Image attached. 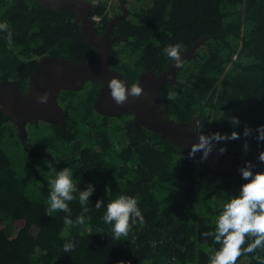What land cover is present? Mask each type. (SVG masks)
<instances>
[{
  "label": "trees",
  "instance_id": "16d2710c",
  "mask_svg": "<svg viewBox=\"0 0 264 264\" xmlns=\"http://www.w3.org/2000/svg\"><path fill=\"white\" fill-rule=\"evenodd\" d=\"M88 1L96 7L92 16L106 22L127 5L126 21L116 25L123 42L116 43L120 49L111 61L131 84L143 72L167 68L168 45L179 43L184 51L197 44L177 83L161 90L168 119L203 120L206 136L237 133L238 139L212 142L236 160L264 148L256 139V129L264 125V0H116L112 10L108 0ZM4 21L13 43L9 46L7 33L0 32V81L26 90L47 56L97 61L98 50L85 44L75 12L38 0H0ZM90 87L64 91L71 97H61L69 103L65 123L40 124V133L34 127L38 135L30 132L28 143L0 109V264H210L220 245L205 234L215 231L223 203L247 181L232 174L209 180L198 152L190 156L191 150L159 132L126 128V116L98 114L93 101L99 86ZM169 91L177 94L174 100L167 99ZM233 116L238 124L231 123ZM245 127L252 130L249 136ZM65 167L72 169L79 190L94 186L84 224L75 223L82 213L78 193L69 202L72 226L64 223L68 213L45 214L48 179ZM259 171L264 165L253 172ZM120 195L138 199L144 220L116 240L103 215ZM97 200L103 201L99 209ZM68 240L75 249L65 253ZM256 256L264 257V251L241 256L238 264H257Z\"/></svg>",
  "mask_w": 264,
  "mask_h": 264
},
{
  "label": "water",
  "instance_id": "95a60500",
  "mask_svg": "<svg viewBox=\"0 0 264 264\" xmlns=\"http://www.w3.org/2000/svg\"><path fill=\"white\" fill-rule=\"evenodd\" d=\"M45 7H52L59 11L67 9L74 11L78 26L88 44L98 48L99 60L97 64L80 63L68 60L64 57L47 56L42 58L30 77L27 91L10 80L0 81V108L11 118L18 127L19 134L23 136L24 125L27 123L64 122L65 111L58 103L57 95L60 90H79L86 81L100 84L101 89L95 104V111L103 116L116 117L130 114L133 116L132 126L144 127L159 132L163 138H170L176 145L189 146L198 142L199 132L205 135V124L197 119L188 122H176L166 116L164 104L160 93L167 84L177 83V73L181 67H176L175 62L167 71L159 74L147 72L143 74L138 84L149 94L151 107L148 100L140 98L133 100L124 106L116 105L110 98L108 81L115 77L131 87L128 81L118 72L110 70L109 43L95 35L94 22L89 19V14L95 11V7L87 0H39ZM126 13V11H125ZM197 44L191 51L181 52L182 61L194 56ZM48 92V102L38 104L36 96ZM199 124L202 128L199 129ZM213 145L212 151L204 158L212 175L217 176L227 173H239L238 169L245 166V162H251L255 167L264 164L257 157L263 149L252 152L243 162L232 161L224 151ZM203 156L202 151H197ZM254 167V168H255ZM252 169L254 171L255 169Z\"/></svg>",
  "mask_w": 264,
  "mask_h": 264
},
{
  "label": "clouds",
  "instance_id": "9594fccd",
  "mask_svg": "<svg viewBox=\"0 0 264 264\" xmlns=\"http://www.w3.org/2000/svg\"><path fill=\"white\" fill-rule=\"evenodd\" d=\"M0 32L7 33V43L11 46L13 43L12 31L7 21L0 22ZM163 51L169 60L175 62L176 67L183 65L179 43L168 45ZM108 88L110 98L118 106L128 104L130 97L133 100L143 97L148 100V105L151 107L152 101L148 98L149 94L138 83H133L131 87H128L123 80L113 77L108 81ZM176 95L175 92L169 91L167 99L174 100ZM48 96V92L37 95L36 102L46 104ZM231 123L238 124V118L231 117ZM251 132L250 128L245 127L243 134L249 136ZM256 132V139L264 141V125L259 126ZM238 138L239 135L235 132H232L230 136H222L219 133L206 136L199 132L198 142L192 145L189 155L193 156L197 151H202V159H204L212 151L213 141ZM243 147L245 151L248 150L247 142ZM219 151L222 154L226 149L220 148ZM257 159L264 163V151L259 152ZM254 167L255 165L246 161L245 166L238 169L241 178L247 182L240 186L238 195L223 203L219 215L215 218V231L205 234L213 236L215 243L220 245L218 250H213L210 264H238V259L241 256L255 253L257 249L264 251V171L254 173L252 171ZM48 184L50 192L45 214L51 217L58 211L68 213L69 215L64 218V223L72 226L74 222L69 218L71 215L69 202L76 199L74 194L78 193L82 213L77 216L75 223L84 224L83 213L89 211L87 205L94 186L89 184L85 190H79L73 179V171L69 167L55 171L54 178H49ZM102 204L103 201L97 200L95 207L99 209ZM137 220L140 223H143L144 220L138 207V199L128 195H120L109 202L103 215V221L112 226L113 238L116 240L127 237ZM74 249V241L68 240L63 245L65 253ZM255 259L257 264H264V257L256 256Z\"/></svg>",
  "mask_w": 264,
  "mask_h": 264
},
{
  "label": "flooded vegetation",
  "instance_id": "af4514ba",
  "mask_svg": "<svg viewBox=\"0 0 264 264\" xmlns=\"http://www.w3.org/2000/svg\"><path fill=\"white\" fill-rule=\"evenodd\" d=\"M39 1V0H38ZM88 1V0H87ZM89 2V1H88ZM41 3V2H40ZM90 3V2H89ZM42 4V3H41ZM93 5V4H92ZM94 6V5H93ZM95 7V6H94ZM120 8H121V10L120 11H118L117 12V14H115V15H112V14H110V15H108V17H107V22L105 21V19H103L104 17H94V16H92V13H90L89 14V19L92 21V22H94V28H95V35L98 37V38H100V39H105V41H112L111 43H109V48H110V62H111V64H110V70H112V71H116V72H118V73H120L127 81H128V83H129V85L131 86L132 84L130 83V81H129V79L126 77V76H124L121 72H119L118 70H115L114 68H113V66H112V61H111V56L112 55H114L115 54V52L116 51H118V49H120L119 47H117L116 46V43L117 42H123V37H122V35H121V33L119 32V29L118 28H116V25L119 23V22H124V21H126V18H127V16H128V13H127V11H126V7L124 6V4H121L120 5ZM55 10V9H54ZM63 10V9H62ZM60 11V10H59ZM70 11V10H69ZM95 11H96V7H95ZM125 11H126V13H125ZM71 12H74V11H71ZM75 18H76V23H77V25H78V21H77V17H76V14H75ZM79 27V26H78ZM80 29V28H79ZM80 33H81V30H80ZM81 35H82V33H81ZM82 37H83V39H84V42H85V44L86 45H88V46H92L93 48H95L93 45H91V44H88L87 42H86V40H85V38H84V36L82 35ZM194 46V45H193ZM193 46L191 47V48H188L187 50H184V51H181V52H187V51H191L192 49H193ZM97 50H98V48H96ZM180 52V53H181ZM194 57V56H193ZM193 57H189V59H186V60H190L191 58H193ZM98 60H99V52H98V58H97V61L95 62V63H91V62H89V61H85V62H83V63H91V64H97V62H98ZM40 61V60H39ZM72 61V60H71ZM185 61V59L183 60V62ZM74 62H76V61H74ZM39 63V62H38ZM174 63V61H171L170 63H169V65L167 66V68L165 69V70H163V71H160V72H158V73H155L154 72V70H148V71H146V72H143V73H141L140 74V76H139V78H138V80H137V82L136 83H138V81H139V79H140V77L143 75V74H145V73H147V72H153L154 74H159V73H161V72H164V71H167L168 69H169V67L172 65ZM38 66V65H37ZM36 69V68H35ZM35 69H34V71H35ZM181 69V68H180ZM33 71V72H34ZM32 75V74H31ZM31 75H30V77H31ZM13 82V81H12ZM29 82H30V78H29ZM29 82H28V85H27V89H28V86H29ZM16 84V83H15ZM92 84H95V85H98L99 87L96 89V91H95V93H94V101H93V106H94V109H95V104H96V101H97V97H98V95H99V92H100V89H101V86H100V84H96V83H93V82H88V81H86L85 83H84V85H83V87L81 88V89H83V88H85V87H89L90 88V90H91V85ZM17 85V84H16ZM20 87V86H19ZM21 88V87H20ZM23 89V88H22ZM27 89L26 90H24V91H27ZM81 89H79V90H81ZM79 90H60L59 91V93H58V95H57V100H58V103H59V105L61 106V108L63 109V111H65V113H66V116H65V118H64V122L63 123H61V122H57V123H55V124H58V123H61V124H64L65 123V120L67 119V117H69V114H68V112H67V109H66V107H67V105L69 106V103L68 102H64V104L62 103V100H61V97L62 96H64L65 95V93H64V91H79ZM1 110H3L2 108H0ZM3 112H4V110H3ZM5 114H6V112H5ZM7 115V114H6ZM8 116V115H7ZM124 116H126L125 118H124V120L126 121V128H131V127H135V126H132L131 125V122H132V120H133V116L132 115H130V114H124L122 117H124ZM167 116V115H166ZM116 117H119V116H116ZM168 118V117H167ZM192 120H195V118L194 119H192ZM192 120H190V121H192ZM198 121H201V123L203 122L204 124H205V122L203 121V120H198ZM44 122H42V121H38V122H36V123H27L26 125H24V129H25V131H24V134H23V136H21L20 134H19V130H18V127L16 126V125H14L15 126V129L17 130V134H18V137H19V139H21V140H25L26 139V135H27V128L29 127V128H32V127H37V126H39L40 124H43ZM45 124H47V123H45ZM200 125V124H199ZM202 128V124H201V127H199V129H201ZM204 128H205V126H204ZM203 129V128H202ZM205 135H206V133H205ZM178 145V144H177ZM214 145V144H213ZM178 146H182V147H184L185 149H187V150H190L189 148V146H183V145H178ZM216 147V146H215ZM227 153V152H226ZM227 155H229V157H230V159L232 160V161H235L236 163H241V162H243L246 158H244V159H242V160H236L235 158H233L229 153H227ZM240 159V158H239ZM262 165H264V164H261V165H258L257 167H255L254 169H256V168H258V167H260V166H262ZM210 172V171H209ZM211 174V173H210ZM240 175V173H227V174H221V175ZM217 176H220V175H217ZM217 176H214V175H212L211 174V176H210V178H209V180H215V178L217 177Z\"/></svg>",
  "mask_w": 264,
  "mask_h": 264
},
{
  "label": "rangeland",
  "instance_id": "374dc122",
  "mask_svg": "<svg viewBox=\"0 0 264 264\" xmlns=\"http://www.w3.org/2000/svg\"><path fill=\"white\" fill-rule=\"evenodd\" d=\"M116 0H108V7L110 8V10H112V8H113V4H114V2H115ZM126 7H127V5H125ZM125 57V55L123 54V58ZM64 98L65 99H71V97L70 96H68V95H65L64 96ZM80 115L81 116H84V113L83 112H81L80 111ZM35 128H37L38 129V131H39V133L42 131V126L41 125H39V126H37V127H35ZM35 128L34 127H32V130H31V128H27V135H26V139H25V143H28V142H30V139H29V137L30 136H28V135H30V132H32V134L36 137L38 134H37V130H35ZM40 128V129H39Z\"/></svg>",
  "mask_w": 264,
  "mask_h": 264
}]
</instances>
